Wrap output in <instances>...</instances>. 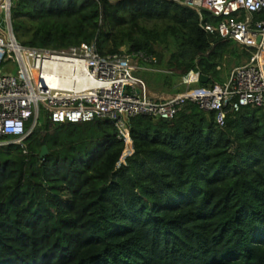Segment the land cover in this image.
Segmentation results:
<instances>
[{
  "label": "trees",
  "instance_id": "obj_1",
  "mask_svg": "<svg viewBox=\"0 0 264 264\" xmlns=\"http://www.w3.org/2000/svg\"><path fill=\"white\" fill-rule=\"evenodd\" d=\"M12 26L27 47L154 56L141 65L159 72L136 74L168 95L192 73L209 77L204 88L250 58L172 0H14ZM129 128L126 158L102 120L46 118L27 153L0 147V264H264V110L244 108L219 128L187 103L168 123L138 116Z\"/></svg>",
  "mask_w": 264,
  "mask_h": 264
},
{
  "label": "built area",
  "instance_id": "obj_2",
  "mask_svg": "<svg viewBox=\"0 0 264 264\" xmlns=\"http://www.w3.org/2000/svg\"><path fill=\"white\" fill-rule=\"evenodd\" d=\"M172 1L197 10L201 29L232 41L250 58L235 67L223 84L193 88L201 76L192 73L184 92L159 99L135 75L159 72L141 65L156 64V57L101 56L87 45L67 50L23 46L13 32L14 0H0V26L5 20L9 27L7 36L0 33V140L12 137L27 153V140L42 114L55 125L102 120L115 126L126 158L133 154L129 122L135 117L169 122L193 103L205 113H214L216 126L224 128L228 116L244 108L264 110V0ZM205 14L219 22H206Z\"/></svg>",
  "mask_w": 264,
  "mask_h": 264
},
{
  "label": "rangeland",
  "instance_id": "obj_3",
  "mask_svg": "<svg viewBox=\"0 0 264 264\" xmlns=\"http://www.w3.org/2000/svg\"><path fill=\"white\" fill-rule=\"evenodd\" d=\"M0 33L4 34L7 36V34L9 33V27L7 25V23L5 22V20H3L2 26H0ZM19 42L21 43L22 41L20 40V38H18ZM236 51H235V56L239 57V53L240 52H244L243 50L239 49L240 47L236 44ZM249 54V53H248ZM244 57H248L247 55L244 54ZM236 59V58H235ZM243 62V60H242ZM231 65L236 66L235 61L232 60ZM231 65L228 63V65L220 72L217 73V75L212 79L211 84H223L227 81L228 77H229V73L231 70ZM135 75H137L135 73ZM193 88H200V86L198 85V83H196ZM46 121V117L44 116V114H42V116L40 117L39 121H38V128L42 127L44 125ZM32 122V121H31ZM5 140H13L12 137H8V138H4ZM14 144L13 141H0V147H4V146H8V145H12Z\"/></svg>",
  "mask_w": 264,
  "mask_h": 264
},
{
  "label": "crops",
  "instance_id": "obj_4",
  "mask_svg": "<svg viewBox=\"0 0 264 264\" xmlns=\"http://www.w3.org/2000/svg\"><path fill=\"white\" fill-rule=\"evenodd\" d=\"M240 49V48H239ZM246 61H247V59L246 58H243V62H241V65H243V64H245L246 63ZM238 65H236V66H234V65H231V70H230V73H231V71L235 68V67H237ZM240 66V65H239ZM226 67V64H224V66H223V69ZM223 69H221L220 68V71H222ZM230 73H229V75H230ZM151 95H152V97H155V98H159V99H167V98H169L171 95H168V94H164V93H154V92H151Z\"/></svg>",
  "mask_w": 264,
  "mask_h": 264
},
{
  "label": "water",
  "instance_id": "obj_5",
  "mask_svg": "<svg viewBox=\"0 0 264 264\" xmlns=\"http://www.w3.org/2000/svg\"><path fill=\"white\" fill-rule=\"evenodd\" d=\"M209 81V77L202 75L200 77V83L206 85ZM164 123H168V121L164 120ZM49 154L48 148L44 146L40 153V158L44 159Z\"/></svg>",
  "mask_w": 264,
  "mask_h": 264
}]
</instances>
